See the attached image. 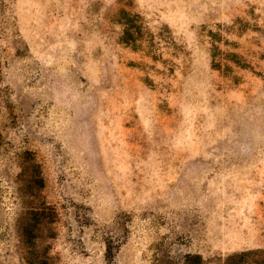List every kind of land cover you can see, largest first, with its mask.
<instances>
[{"label": "rangeland", "instance_id": "rangeland-1", "mask_svg": "<svg viewBox=\"0 0 264 264\" xmlns=\"http://www.w3.org/2000/svg\"><path fill=\"white\" fill-rule=\"evenodd\" d=\"M31 208L51 264L264 249V0H0V264H25Z\"/></svg>", "mask_w": 264, "mask_h": 264}, {"label": "trees", "instance_id": "trees-1", "mask_svg": "<svg viewBox=\"0 0 264 264\" xmlns=\"http://www.w3.org/2000/svg\"><path fill=\"white\" fill-rule=\"evenodd\" d=\"M116 21L122 26L119 41L137 49L140 40L147 37L140 15L119 9L116 13ZM208 33L212 41H222L220 34L212 31ZM232 65L238 68H250L249 64L236 52L222 51L216 44H212L210 66L223 74H229L232 71ZM28 214L29 222L20 231V241L24 248L23 262L25 264H51L48 250L39 248V242H37L38 225L44 221L45 215L37 208H31ZM224 264H264V249H248L229 254L225 257Z\"/></svg>", "mask_w": 264, "mask_h": 264}]
</instances>
